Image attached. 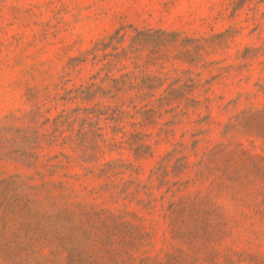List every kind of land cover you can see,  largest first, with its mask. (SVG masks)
I'll list each match as a JSON object with an SVG mask.
<instances>
[{"label":"rangeland","instance_id":"374dc122","mask_svg":"<svg viewBox=\"0 0 264 264\" xmlns=\"http://www.w3.org/2000/svg\"><path fill=\"white\" fill-rule=\"evenodd\" d=\"M0 264H264V0H0Z\"/></svg>","mask_w":264,"mask_h":264}]
</instances>
